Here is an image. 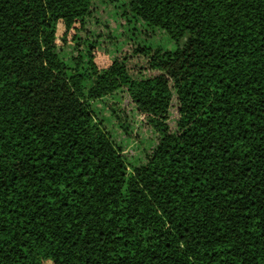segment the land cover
<instances>
[{
	"label": "trees",
	"instance_id": "trees-1",
	"mask_svg": "<svg viewBox=\"0 0 264 264\" xmlns=\"http://www.w3.org/2000/svg\"><path fill=\"white\" fill-rule=\"evenodd\" d=\"M0 264H264V0H0Z\"/></svg>",
	"mask_w": 264,
	"mask_h": 264
},
{
	"label": "rangeland",
	"instance_id": "rangeland-1",
	"mask_svg": "<svg viewBox=\"0 0 264 264\" xmlns=\"http://www.w3.org/2000/svg\"><path fill=\"white\" fill-rule=\"evenodd\" d=\"M93 13L92 16H90L87 19V22L85 24V30H81V35L84 37L86 36V33L88 34H100L101 38L107 39V40H112L114 38H112L113 34H116L112 29L115 27V22L112 21L111 19V15L109 13V8H103L101 5H98L95 9H93ZM107 23V25H106ZM143 33L141 31H139L138 35H142ZM135 34L133 33V36ZM137 35V36H138ZM144 35V34H143ZM132 36V37H133ZM121 37H123L121 35ZM146 42L151 44L153 47L155 46H159L161 45L162 47H166V48H174L175 44L173 43V41H171L168 37V35L164 32H162L161 30H156L153 33H150L147 37H146ZM60 43V41L58 42ZM107 44V42H103L102 45L100 47H98L99 50L102 49H107V47L109 49H111L110 45H105ZM124 47L123 49H121L122 52L130 54L132 51L129 50L127 51ZM142 58H135V57H130L129 60V66L131 68L132 71L137 72L140 67L139 65H141ZM113 107H115L117 109L118 114L120 115V119H114V117H112V121H113V125L111 127V131H113V133H115V136L117 137V140L122 139L124 140V142H126L127 138H129V135L125 134L122 130V127H118V124L122 121V122H131V118H135V116L130 115L132 113H128L127 111L125 113L120 112L117 108L118 103L116 105H113ZM109 114V113H108ZM107 114V115H108ZM110 117V114L109 116ZM121 120V121H120ZM129 123V122H128ZM128 125V124H127ZM129 132H131V140L128 144H125V148H127L129 150L130 153H132V155H136L137 154V150L141 147V145L138 143L141 140V137H147L148 136V132H145L143 129L140 130H131L130 126L128 125V129ZM126 130V131H127ZM137 132V138H135V134ZM131 144V146H129Z\"/></svg>",
	"mask_w": 264,
	"mask_h": 264
}]
</instances>
